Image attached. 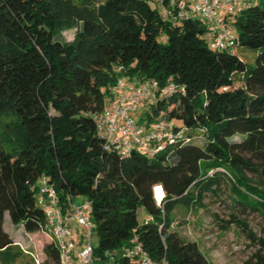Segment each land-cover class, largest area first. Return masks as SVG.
<instances>
[{"label":"trees","instance_id":"obj_1","mask_svg":"<svg viewBox=\"0 0 264 264\" xmlns=\"http://www.w3.org/2000/svg\"><path fill=\"white\" fill-rule=\"evenodd\" d=\"M231 20L237 44L221 51L198 19L172 22L149 0H0L1 258L14 246L8 212L14 226L48 236L41 264H84L63 261L45 228V178L63 210L70 198L90 203L95 264H144L127 250L134 238L150 264H211L171 229L174 211H210L224 195L227 218L212 213L219 230L241 228L255 248L244 264H264V223L254 231L246 218L256 212L264 221V0ZM240 47L256 52L254 65ZM119 75L173 84L137 118L152 124L162 113L183 137L153 155L126 156L109 143L97 121Z\"/></svg>","mask_w":264,"mask_h":264},{"label":"built area","instance_id":"obj_2","mask_svg":"<svg viewBox=\"0 0 264 264\" xmlns=\"http://www.w3.org/2000/svg\"><path fill=\"white\" fill-rule=\"evenodd\" d=\"M156 4L163 17L172 22L194 18L203 24L204 39L208 45L221 51L235 48L238 34L233 27L232 16L245 8L252 0H149ZM118 70H122L119 67ZM173 84L160 87L155 79L140 80L119 75L111 87L112 97L98 117L100 133L117 147L123 155L137 149L153 155L165 149L168 143L183 137L184 129L176 131L174 120L159 114L154 123L138 119L140 108L148 109L164 94L174 91ZM39 204L46 216L45 228L56 241L63 261L79 260L95 264L92 242L95 223L90 216V203L70 198L65 211L59 203L56 189L43 178L40 183ZM78 236V238H77ZM131 255L141 258L144 264L150 259L137 238L128 247Z\"/></svg>","mask_w":264,"mask_h":264},{"label":"rangeland","instance_id":"obj_3","mask_svg":"<svg viewBox=\"0 0 264 264\" xmlns=\"http://www.w3.org/2000/svg\"><path fill=\"white\" fill-rule=\"evenodd\" d=\"M151 4L156 7L152 1ZM75 29L66 30L62 33L63 40H72ZM160 39L163 41L164 36ZM236 52L248 62L250 66L254 65L256 52L244 47L237 48ZM243 85V80H238L236 86ZM195 136L194 141L203 144L206 141V135L200 131L191 132ZM236 139L239 137H235ZM159 195H162L159 192ZM228 197L225 195L211 201L209 210L196 209L179 205L174 211V222L172 230L185 240L196 241L202 252L208 257L211 264H244L252 252L255 250L250 241L246 237V232L239 227L233 226L231 229L222 232L219 230L214 220L213 212L227 218L229 209ZM80 202V198L76 199ZM144 211L141 212V219L144 217ZM250 223V227L254 231L259 230L264 223L262 215L252 212L246 216ZM4 229L14 240V246L9 249L8 255L0 257V264H41L45 259L43 248L49 240L44 233H28L22 225L14 226L10 219L9 213L6 212L4 221ZM94 245L98 243V237L94 233L92 237ZM13 253L18 254L13 261Z\"/></svg>","mask_w":264,"mask_h":264},{"label":"crops","instance_id":"obj_4","mask_svg":"<svg viewBox=\"0 0 264 264\" xmlns=\"http://www.w3.org/2000/svg\"><path fill=\"white\" fill-rule=\"evenodd\" d=\"M145 111H146V108H144V107L140 108V110L137 111L136 116L139 117V118H141V117L145 114ZM141 115H142V116H141ZM142 118H143V117H142ZM80 200H81V201H82V200H85V198H81ZM148 217H149L148 214H146V215L144 216V218H148ZM5 219H6V213H5ZM77 238H78V236H77Z\"/></svg>","mask_w":264,"mask_h":264}]
</instances>
